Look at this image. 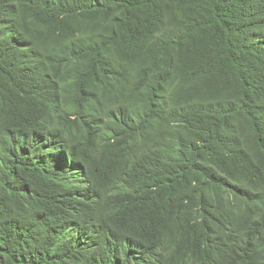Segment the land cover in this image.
I'll list each match as a JSON object with an SVG mask.
<instances>
[{"label":"trees","instance_id":"obj_1","mask_svg":"<svg viewBox=\"0 0 264 264\" xmlns=\"http://www.w3.org/2000/svg\"><path fill=\"white\" fill-rule=\"evenodd\" d=\"M0 264H264V0H0Z\"/></svg>","mask_w":264,"mask_h":264}]
</instances>
